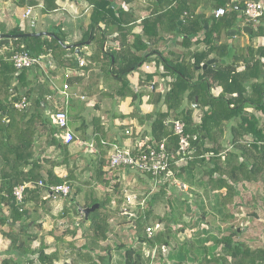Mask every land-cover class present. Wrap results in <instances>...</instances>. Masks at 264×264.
Segmentation results:
<instances>
[{
	"label": "trees",
	"instance_id": "obj_1",
	"mask_svg": "<svg viewBox=\"0 0 264 264\" xmlns=\"http://www.w3.org/2000/svg\"><path fill=\"white\" fill-rule=\"evenodd\" d=\"M56 1L43 0L41 12L45 14L55 11L58 8ZM85 1L91 5V13L89 23L82 31V41L90 39L94 50L88 56L86 65H80L79 61L78 64L86 69L95 66L105 76L115 79L119 83L115 90L116 96L130 97L133 105L136 99L140 102L142 93H135L131 89L128 74L146 63H153L156 69L162 65V72L146 74L147 81L154 74L166 79V89L162 92L156 91L155 83L152 84L148 102L158 105V108L145 115L139 116L131 112L128 116L149 121L141 138L147 136L149 143L163 142L165 151L173 155H176L178 148V136L173 134L170 125H166L164 121L172 117L184 122V135L191 148L190 157L182 165L170 163L171 174L168 177L174 175L193 187V180L190 178L194 175L193 171L199 168L200 187L215 197L216 210L222 215L220 220L230 217L228 208L237 205L234 200L238 195L235 184L261 183L264 191V45L256 47L250 43L241 45L222 40V36L226 37L227 29L238 25L235 22L237 19L244 22L237 10L241 9L242 4L230 0H215L216 8H228L223 16L215 19L196 12L204 0H151L153 5L147 7V13L139 23L140 32L134 33L138 24L134 13L125 6L129 0L116 4L112 0ZM27 4L35 3L28 1ZM206 22L207 28L204 27ZM51 31L57 39L47 36L12 39L13 48L6 53V57L9 58L14 51L26 50L32 52L30 54L34 57L50 55L58 66L75 67V59L68 57L69 53L74 55L75 48L64 47L65 37L60 28ZM11 33L22 32L15 29ZM163 34L177 37L176 42H179L178 45L184 51L169 49L164 55L158 48H153L162 41ZM249 36L264 37V23L252 27ZM148 47L151 48L147 51ZM210 58L218 59V62L202 70L201 64ZM9 62H3L2 59L0 61V202L9 211L8 215L0 218V223L10 226L8 230L1 231L9 244L0 264H56L59 259L58 251L55 249L46 253L43 238H40L38 246L32 247L38 237L28 231L30 221L24 219L29 214L27 203L32 201L33 204H39V196L44 189L38 186L27 187L21 204L14 200L12 189L24 182L39 179L44 180L47 185L67 182L54 172V167L60 165L61 161L44 159L35 152V137L40 124L46 128L49 126L52 133L60 131V128L52 121L53 112L50 116L41 112L44 106L41 97L32 102L24 93L29 102L28 108L22 112L13 108V101L21 95L11 82L15 79L25 85L26 69L15 70L12 62ZM238 63H242L243 68L239 69L236 66ZM169 77L170 81L167 80ZM214 87L221 88L218 96H213L210 92V88ZM193 104L201 107L198 122L194 119ZM162 106L165 107L164 110ZM246 107L253 110L247 111ZM255 112H260L261 116ZM96 134L93 136L95 144L101 146L100 141L105 136L102 126L97 128ZM244 135H251V142L242 143ZM53 144L60 145L54 136ZM104 164L102 161L96 170L95 179L103 186L110 187V191L103 192L99 198H92L82 206L89 207L95 203L99 205L89 213L86 220L90 231L85 236L87 240L80 247L74 245L73 241L67 242L78 253L76 258L79 261L92 262L90 253L93 250L100 247L101 250L108 249L100 246V242L105 241L109 233L117 236L112 231L110 220L116 218L121 208H124L121 206H128L126 195L118 184L111 186L114 175L104 177ZM142 174L154 183L158 182L152 175ZM69 186L71 191V185ZM67 197L73 199V204L75 198L71 192ZM251 199L254 201L255 196ZM262 203L264 206V198ZM153 204L149 201L146 207L139 206L134 214L133 229L138 245L126 247L123 242L118 241L116 247L122 250L123 264H145L142 257L143 245L153 248L169 244V231H155L147 236V227L166 222L170 216L168 213L160 215ZM75 211L77 212V207ZM18 221L22 225L17 230L11 229ZM234 226L230 223L226 228L231 231L219 238H212L210 245H205L209 239L202 247L188 239L187 244L180 247L183 256L186 258L187 253L192 252L196 264H264V245H248L240 239L243 227L239 232V225L236 228ZM66 233L73 236L75 231L67 227L60 236ZM198 252L202 253L200 258Z\"/></svg>",
	"mask_w": 264,
	"mask_h": 264
},
{
	"label": "crops",
	"instance_id": "obj_2",
	"mask_svg": "<svg viewBox=\"0 0 264 264\" xmlns=\"http://www.w3.org/2000/svg\"><path fill=\"white\" fill-rule=\"evenodd\" d=\"M28 1H33L35 4H27ZM42 1L43 0H0V33L12 34L11 31L15 29L22 33H53L51 31L52 29L60 28L65 37L63 44L65 46L72 45L68 49L76 47L78 49L75 50L74 55L72 53L68 54V57L74 58L77 62L75 67L58 66L56 62L51 59L50 55H44L42 56L43 68L36 65L27 69V72L25 70V85H21V82L15 79L12 80V85L16 86L19 95H28L32 102L33 99L41 97L43 99L42 105H44L41 112H44V114L48 116L51 115V112L54 113V110H66L69 128L74 133L76 139L69 143H65L63 141L62 130H56V132L52 133L49 131V126L46 128V126L40 124L38 134H36L35 137V152L44 159L61 161L60 165L54 167V172L58 177L62 180H67L71 185V195H73L74 198L78 195H84L81 205L79 204L83 206L90 199L95 197L99 198L103 192L110 191V187L103 186L95 179L96 170L100 167L102 161L105 163L102 166V170L105 172L104 177H110L115 170L109 165V146H104L102 144L101 146H97V144H95L94 149H89L86 147L85 143L92 139L93 136L97 135L96 130L99 126H102L103 132L105 133L103 140L107 142L132 147L135 142L148 140L147 136L146 138H141V133L148 128L149 121L128 115L131 112L137 113L139 116L145 115L154 112V110L158 108V105L148 102L150 92H152L149 88V84L154 82L156 85L155 90L158 92L164 91L163 84L156 82V79H154L156 75H153V78L147 81L146 74L157 70V72H162L163 68L162 65H160L157 70L146 71L147 69H145V66L149 64L146 63L143 65V72L138 73L133 71L128 74L127 79L131 89L135 93H142L140 102L136 99L133 105L130 97L120 98L116 96L115 90L119 86V83L115 79L105 76L100 69L95 66L86 69L78 64L79 60H83L86 65L88 63V56L94 50V44L90 39L82 41V31L89 23L91 5H88L85 0H57L56 3L58 8L53 12L44 14L41 12ZM112 1L114 4L118 3V0ZM230 1L233 3L240 2V4L243 2V0ZM214 3L215 0H204L196 12L204 14L206 17H212L211 13L216 8ZM152 5L151 2L144 3L142 0L128 1V8L137 18L138 25L134 28V33L140 32L141 26L139 23L142 17L146 15L147 7H151ZM28 7H31L32 10L28 16L24 17L23 15ZM237 10L239 15H242L241 9ZM262 17L263 15L256 24L247 23L243 17L244 22L238 25H248L252 28L257 24L264 23V18ZM240 32L245 34V38L247 39L246 42L240 43L241 45L249 43L256 47L264 45L263 36L251 38L249 33ZM240 32H237L236 35L232 37H228L227 35L226 37L234 41L235 37ZM201 34L202 33H200V35ZM164 38L166 40L168 39V41H164ZM177 39V37H172L171 34H165L162 41L159 42L160 46H158V49L167 48L169 50L174 45L178 50L183 49L176 44ZM11 42L12 39H10L7 44H0V61L2 59L3 62L10 63V59L6 57V53L13 48ZM150 48L151 47H148L147 51ZM153 48L156 49V45L153 46ZM81 53L82 55H80ZM150 64L155 68L153 63ZM236 66L239 69L243 68L242 63H238ZM159 79L165 81L160 75ZM167 80L170 81L171 78L169 77ZM111 81L114 82L112 85L110 83ZM64 84L67 85L66 90L63 89ZM108 85H110V87H108ZM28 90H30V92H27ZM63 92L67 93V95L63 94ZM210 92L213 96H218L221 92V88H210ZM55 99L59 100V103L55 102ZM193 106V115L194 119H196L198 115H201V107L198 104H193ZM161 108L163 110L165 109L164 106ZM32 110L33 106L30 107V111ZM246 110L252 111L253 109L246 107ZM255 113L261 116L260 112ZM51 117L54 123L53 116ZM171 118L172 117L167 118L164 123L169 125L167 121ZM126 130H129L130 133L132 132L135 136L133 137L132 134H126ZM53 136L60 145L53 144ZM252 139L253 137L251 135H244L241 142H251ZM193 173L196 178L200 177L199 168L194 170ZM168 179H174L175 181L179 180L178 178L176 180L174 175H170V177L167 176V178L161 177L158 181ZM180 183L192 188L190 184L185 183L182 179ZM235 187L238 191V195L234 199L237 205L230 206L227 211L230 213L231 221H235L236 219L234 220V216L239 214L242 191H250V187H254L258 193H264L261 183H237ZM204 191L206 194H211L208 190ZM182 193V191H178V197L183 198V195H181ZM222 193H224L223 190ZM39 197L41 199L39 204H33L32 201L27 203L26 206L29 209V214L26 218L24 217V219L25 221H30L28 231L38 237V239L32 243V247L38 246L40 238H43L46 245V253H51L55 249L58 251L59 259L56 264H62L64 262H79L80 264H100V262L102 264H123L122 250L116 247L118 241L123 242L126 247H136L138 245L137 238L134 235L133 222L114 221V218L110 220V224L112 231L117 233V236L113 233H109L107 239L100 242V246L108 247V249L101 250L100 247L99 249L93 250L90 253L93 258L92 262L79 261L76 258L78 253L70 248L67 242L73 241L74 245L78 247L83 245L87 240V237H85L86 234L90 232L88 222L83 220L82 213L75 211V205L71 204V202L66 199L67 197L49 196L45 190L40 193ZM8 212L7 206L0 202V218L8 215ZM123 214L128 216V212H124ZM21 225L22 223L18 221L11 229L17 230ZM67 227L73 229L75 234L72 236L66 233L61 237V233H63ZM128 227L130 229L132 227V231L129 234ZM9 228L10 226L8 227V225L0 223V260L4 257V253L9 244V241L2 236L1 231L8 230ZM241 229L243 232L245 231V227L239 225L237 230L240 232ZM209 243H211V241L208 240L205 245ZM162 246H164V250L160 247L159 250L158 246L149 248L143 245L142 257L145 264H149V261L152 260L155 254L160 256L159 251L163 254L165 251L170 250L169 244ZM165 248L167 249L165 250ZM32 264L37 263L33 262Z\"/></svg>",
	"mask_w": 264,
	"mask_h": 264
},
{
	"label": "rangeland",
	"instance_id": "obj_3",
	"mask_svg": "<svg viewBox=\"0 0 264 264\" xmlns=\"http://www.w3.org/2000/svg\"><path fill=\"white\" fill-rule=\"evenodd\" d=\"M122 1L123 0H118V3ZM142 1L144 3L150 2L149 0ZM125 6L128 8V3H125ZM235 22L236 24L242 23L241 19H237ZM164 36L165 34H163V37ZM245 36V34L240 32L235 37L234 41L227 39L225 36H222V40L225 42L232 41V43L240 44L242 42H246L247 39ZM164 41L167 42L168 39L166 40L164 38ZM176 43L179 44V42ZM158 46H160V44L156 45L157 48ZM174 46H172L171 49L184 51L183 47V49L178 50ZM160 51H162L165 55L168 49L162 48ZM145 69H147L146 71L157 70L156 68H153L150 63L145 66ZM143 70L144 66H141L136 70V72L141 73ZM154 75H156L154 77L156 82L159 84L162 83L163 89L165 90V81L159 79L158 74ZM110 83L112 85L114 82L111 81ZM151 84L152 83L149 85ZM108 87H110V85H108ZM54 101L59 103V100L57 99ZM199 119L200 115H198V118H196L195 121L198 122ZM182 163L183 162H180L177 165H182ZM111 175H114L112 177H115L111 180V186L118 184L119 189L123 191L125 195H128V199L130 198V200H128V206H121L124 208H121L114 221H128V223H132L134 221V214L137 213L139 206L140 208L146 207L149 201L154 203V209L160 215H165L167 213L170 215L169 219H167L166 222L160 223L159 228L156 230V232L169 231L168 236L170 250L165 251L163 254L159 251L160 256L155 254L152 260L149 261V264H171L173 262L196 264L195 260L192 258V252L187 253L188 256L185 258L180 247L186 245L188 239H191L196 246L202 247L204 242L208 239L210 241L212 238H219L231 231L226 228L230 223L235 225V228L238 225L245 227V231L242 233L240 239H243L248 245L252 247L264 245V206L262 203L264 194L258 193L254 187H250V191H242L239 214L234 216V220L236 219L235 221H231V217L230 219L228 217L225 220H220L222 215L216 210L217 206L215 197L211 194L205 193L204 189L200 187V180L196 178L195 175L191 178L193 180L192 188L182 185L180 180H177V178V181L174 179H168L160 180L157 183H154L142 173L127 168L114 170ZM178 191L183 192L181 194L183 195V198L178 197ZM83 196L78 195L75 197V201L73 203L75 208L78 204L81 205ZM252 196H255L254 201L251 199ZM121 212H128V216ZM125 216L128 217V220ZM131 229L128 227V234L131 233ZM235 238L237 239V236ZM210 244L211 243L208 245ZM159 247L164 250V246L158 245V249L160 250ZM166 249L167 248H165V250ZM198 254L200 258L202 253L198 252Z\"/></svg>",
	"mask_w": 264,
	"mask_h": 264
},
{
	"label": "built area",
	"instance_id": "obj_4",
	"mask_svg": "<svg viewBox=\"0 0 264 264\" xmlns=\"http://www.w3.org/2000/svg\"><path fill=\"white\" fill-rule=\"evenodd\" d=\"M31 7H28L24 13V17L28 16L31 12ZM228 11V8L218 7L215 8L211 15L215 19L220 18ZM264 12V0H243L241 7V14L247 23L256 24ZM10 61L13 64L15 70L29 69L32 66H39L43 68L42 56L34 57L28 51H14L10 57ZM79 64L83 65V60H79ZM153 84V83H152ZM152 84L150 89L152 90ZM67 85H63V89L66 90ZM67 95V93L63 92ZM13 108L17 111H24L28 108V99L22 95L19 99L13 101ZM53 120L55 125L63 131V141L69 143L76 139L74 133L70 130L68 125V116L65 109H57L53 113ZM167 123L170 125L173 134L178 136V148L176 155L167 153L164 149L163 142L149 143L148 140L136 142L132 147L121 146L117 143L107 142L101 139V144L109 146V165L113 169H133L141 173H148L153 176V179H160L161 177H167L170 172V163L178 164L185 162L191 153L190 143L187 137L184 135V122L180 119H168ZM126 134H130L129 130L125 131ZM89 149L95 148L94 139H90L85 143ZM180 156V158H176ZM38 186L42 187L49 196L67 197L70 194V186L67 182L55 185H47L44 180L39 179L37 181L24 182L12 189V196L16 203L21 204L24 199L25 189L27 187ZM126 200L128 195H126ZM124 213V212H123ZM126 213V212H125ZM159 224L146 228L147 236H151L157 229Z\"/></svg>",
	"mask_w": 264,
	"mask_h": 264
},
{
	"label": "water",
	"instance_id": "obj_5",
	"mask_svg": "<svg viewBox=\"0 0 264 264\" xmlns=\"http://www.w3.org/2000/svg\"><path fill=\"white\" fill-rule=\"evenodd\" d=\"M117 7L119 8V6H117ZM207 26H208V23L206 22L204 24V27L207 28ZM240 31L250 33L251 27L248 25H244V26L236 25V26H233V27L227 29L226 35L228 37H232V36L236 35L237 32H240ZM37 36H49V37H53L55 39L58 38L54 33H50V32H28V33L26 32V33H16V34L0 33V44L9 43L10 39L21 38V37H37ZM148 45H149V43H148ZM70 46H72V45H70ZM70 46L64 45V47H66V48H69ZM75 50H78L77 47L75 48ZM30 53H32V52H30ZM216 62H218V59L210 58L206 62L201 64V69L204 70L209 65H212ZM66 199L70 202H72V200H73L71 197L70 198L67 197ZM98 206H99L98 203H95L89 207H82L78 204L77 205V211L79 213L83 214V220L86 221L89 213L92 212L93 210H95L96 208H98Z\"/></svg>",
	"mask_w": 264,
	"mask_h": 264
}]
</instances>
